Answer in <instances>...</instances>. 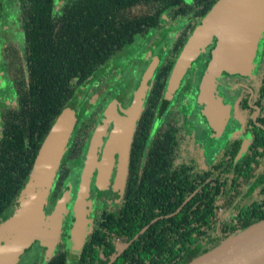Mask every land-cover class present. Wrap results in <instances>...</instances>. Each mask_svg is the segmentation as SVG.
<instances>
[{
  "label": "trees",
  "instance_id": "trees-1",
  "mask_svg": "<svg viewBox=\"0 0 264 264\" xmlns=\"http://www.w3.org/2000/svg\"><path fill=\"white\" fill-rule=\"evenodd\" d=\"M16 1L23 49L20 52L14 39L5 36L0 51L15 94L14 103L6 105L0 116V212L24 179L58 115L65 107L72 106L71 98L74 99L75 90L83 81L135 39H141L153 27L160 28L161 13L173 11L175 17L171 20L182 23L164 54L165 60L157 67L148 103L155 94L156 82L167 76L187 33L215 0H65L56 10L54 0ZM166 60L169 63L166 64ZM97 118L95 112L88 122L90 127ZM83 131L81 122L70 136L57 169L55 188L48 194L52 200L68 175V163H75L84 149ZM157 139L161 142L160 148L154 143L151 154H162L167 148L169 154L176 157L172 167L176 173V191L174 197H168L170 205L166 209L161 207L166 204L163 201L166 194H143L135 207L136 221L130 216L123 225L109 220L111 228L107 235L113 231L115 236L130 238L157 215L177 210L172 215L157 218L139 232L112 264H142V260L149 258L158 262L164 253V240L156 234L167 222L177 225L173 241L176 254L170 257L168 249L167 259H161L160 264H183L264 217V194H259L264 187V160L253 168L250 159L240 166L234 159L230 166L220 170L216 159L213 169L208 161L196 159L179 136L175 145L166 146L163 137L156 136L154 140ZM208 170H211L210 175L205 176ZM241 182L246 185L239 186ZM242 196H245L244 203H234ZM124 206L129 208V205ZM224 206L227 207L225 212L218 216L219 208ZM150 235L154 236L153 244L148 242ZM92 239L89 232L77 260H68L60 244L53 256L40 264H96L93 260L100 258L98 249H104L106 256L114 252L113 242L98 246L91 244ZM39 261L36 258L27 264H39ZM106 261V258L100 260L99 264ZM155 262L150 264H157Z\"/></svg>",
  "mask_w": 264,
  "mask_h": 264
},
{
  "label": "flooded vegetation",
  "instance_id": "flooded-vegetation-1",
  "mask_svg": "<svg viewBox=\"0 0 264 264\" xmlns=\"http://www.w3.org/2000/svg\"><path fill=\"white\" fill-rule=\"evenodd\" d=\"M13 14L9 11L5 21L10 22ZM172 17H175L173 11L161 13L160 20H162V25L160 28H152L157 34L159 31H165L161 37L157 39L153 37L149 41H146L153 31L151 29L144 37L137 39L138 45L143 48V52H147L143 58L144 65L142 67L139 66L138 69H131L128 75L124 77L121 76L119 66H113L112 68V63L109 64L110 61L112 62L114 59L119 58L121 53L136 41L134 40L118 55L109 58L107 63L102 67L103 73H100L91 81L88 79L83 81L76 88L75 97L74 99L71 98L72 106H69L73 119L75 118L71 134L79 123H84V149L75 162L79 168L76 173V186H72L70 182L65 183L54 200L49 195L47 197L44 209L45 215L50 214L55 200L60 196L61 191L64 189L69 190L66 213L61 221L59 236L52 251L47 252L45 247L40 244V240L36 239L31 242L20 256L36 246L38 254L34 255L30 261L39 258V264L41 261V263H44L53 256L60 244H63L62 250H65L68 260H77L80 257L84 240L88 237V233L91 232L93 237L91 241L92 245L99 246L102 243L107 246L111 242L114 243V252L112 254L106 256L104 249H98L100 258L93 261L99 264L100 260L102 261L106 258L105 264H112L119 254L136 238L137 234L145 230L150 223L159 217H167L174 214L177 208L170 214L157 215L149 223L144 224L130 238L122 235L115 236L116 234L113 231L107 235V231L111 228L107 221L110 220L117 225H123L128 216L134 220L138 217L135 207L139 204V198L143 194L150 196L166 194L163 197V201L166 204L161 206L164 209L170 205L168 197H174V192L176 191V173L172 170V167L175 166L176 157L173 154H169L167 148L163 150L162 154H151L154 143H157L158 148H160V140H154L156 136L163 137L166 146L175 145L176 137L179 136V139L188 147L192 155L196 159L208 161L211 168H215L213 162L216 159L218 169L220 170H223L226 166H230V162L234 161V159L237 161V166L242 165L243 162L250 159L252 161L251 167L253 168H256L258 161L264 160V27L257 41L251 68L248 71L241 68L231 71L228 68L220 67L216 63V52L220 35H213L185 69L173 93L167 99H164L168 77L175 59L195 27V24L181 43L178 53L170 64L167 76L156 82L155 94L152 95L151 100L147 103V98L151 96V86L156 77L157 67L162 63V60H165L163 59L164 54L176 38L182 23L174 22L171 20ZM0 19H3L1 13ZM15 19L17 20V25L20 26V15ZM19 30L21 31L20 27ZM5 36L14 39L6 32H2L0 35V51ZM21 36V42L14 39L21 50L20 52L23 49L22 31ZM164 41L166 43L163 44ZM167 63H169V60H166ZM0 65L1 71L4 73L3 75H5V79H7L6 81H8L13 92L11 103L6 101L0 102L1 116V110L6 105L14 103L15 94L12 83L5 71L1 55ZM137 70L138 74L136 73ZM148 75L149 79H147ZM143 79L144 81L146 80L147 88L145 89L140 109L135 112L133 119H131L132 124L127 123L124 127L121 138H119L115 150L113 149L112 151L107 180L100 183L97 181L99 177V165L97 162L102 160L106 143L112 136L113 130L116 129L115 121L119 115H127L126 112L131 106L133 94ZM109 105H111L110 118L100 128L101 134L98 151L89 180L86 233L80 251L77 254H71L65 247V238L71 216V203H73V198H75L76 193L74 192L77 190L80 171L83 168L88 148L93 142L94 132L102 119L104 110ZM95 112L98 113V118L95 119L90 127L88 122L93 118ZM69 140L70 137L67 145ZM124 146L125 148H123ZM124 149V156L121 157L120 151ZM120 160H124V170L122 172L119 170ZM210 172L211 170H208V172H204V175L208 176ZM56 179L55 173L50 191L55 188ZM245 185V182H241L239 186ZM259 194H264V187L261 188ZM244 198L245 196H242L239 200H235L234 203H244ZM48 204H51L49 210L47 208ZM124 205H129V208H126ZM244 206L250 205L245 204ZM226 208V206L220 207L219 210H223V214ZM43 228L44 223L40 229L42 230ZM176 231L177 225L173 222H167L164 228L161 227L156 236L164 240L162 247L164 253L158 259V262L149 258L147 261L145 259L142 260L141 263L150 264L155 262L160 264L161 259H167L166 252L168 249L170 250V257H173L176 254V246L173 242L177 236ZM124 233L126 234V231ZM147 239L151 244L155 242L153 235L148 236ZM120 248H123L122 251L109 262L110 258ZM20 256L18 260H20ZM124 264H129V262H125Z\"/></svg>",
  "mask_w": 264,
  "mask_h": 264
},
{
  "label": "water",
  "instance_id": "water-1",
  "mask_svg": "<svg viewBox=\"0 0 264 264\" xmlns=\"http://www.w3.org/2000/svg\"><path fill=\"white\" fill-rule=\"evenodd\" d=\"M263 27L264 0H216L196 23L180 49L168 77L164 99L173 93L185 69L213 35H220L216 63L231 71L239 68L248 71ZM143 82L144 79L140 81L133 94L131 106L128 108L129 113L127 111V115H119L115 121L116 129L106 143L102 160L97 162L99 165L97 181L100 183L107 180L112 151L115 150L124 127L127 123L132 124L131 119L140 109L145 92ZM110 107L111 105L104 110L94 132L95 136L88 148L70 209L65 247L71 254L80 251L86 233L89 180L98 151L100 128L109 121ZM74 121L71 108L65 107L42 140L21 184L1 210L0 264H15L23 249L36 239L40 240V244L47 252L52 251L66 213L69 190L61 191L50 214L45 215L44 209ZM124 152L125 149L120 151L121 157L124 156ZM119 170L120 172L124 170V160H120ZM43 223L44 228L41 230ZM122 249L117 250L109 262ZM183 264H264V217L226 236L213 247Z\"/></svg>",
  "mask_w": 264,
  "mask_h": 264
},
{
  "label": "rangeland",
  "instance_id": "rangeland-1",
  "mask_svg": "<svg viewBox=\"0 0 264 264\" xmlns=\"http://www.w3.org/2000/svg\"><path fill=\"white\" fill-rule=\"evenodd\" d=\"M64 1L65 0H54V9L55 10L59 9ZM0 2H1L0 13H1L2 18L4 19V20L0 19V35L2 32H6L7 34H9L10 37L14 38L15 40H18V42H21V37H22L21 31L19 30V25H17V23H16L17 20L15 19L18 17L17 1L16 0H0ZM9 11L12 14L14 12L13 18L10 19V22L5 21V19L7 18L8 14H9ZM16 11H17V13H15ZM152 30H153L152 33L147 37L146 41H149L153 37L155 39H157L158 37H161L162 34L165 32V31H159V33L157 34V32L154 29H152ZM135 40L136 41H134V43H132V45H130L128 48H126L121 53L119 58H116L112 62L110 61V63H109V64L112 63V66H111L112 68H113V66H115V67L119 66L120 71H121V76L126 77L128 75V72L131 69H133V68L138 69L139 66L142 67L144 65L143 58L147 52L146 51L143 52L142 46L138 45L139 42L137 39H135ZM0 43H1V39H0ZM164 43H166V42L164 41L163 44ZM97 71L94 72V74L87 79L89 81H91L92 79L96 78L100 73L104 72L103 68H101L98 73H97ZM0 72H1V74H0V102L6 101V102L11 103L13 100V92H12V89H11L8 81H6L7 79H5L6 78L5 75H3L4 73H2V71H1V65H0ZM136 73L138 74V70ZM147 79H149V75H148ZM3 81H4V83H3ZM145 82H146V80H145ZM145 82L142 83L143 89L147 88V83H145ZM68 168H69L70 172L64 181V185H65V183L70 182L72 186H76V183H77L76 173L78 172L79 168H78L77 164H75V163H68ZM81 171H82V169H81ZM81 171H80V175H81ZM56 173H57V171H56ZM78 182H79V179H78ZM77 186H78V184H77ZM74 193H76V192H74ZM47 208L49 210L51 208V204H48ZM222 212H223V210H218L219 215L220 214L222 215ZM37 251H38V248L36 246H34L33 249L25 252L22 256H20V260L16 261L15 264H26L28 261H30L33 258L34 255L38 254Z\"/></svg>",
  "mask_w": 264,
  "mask_h": 264
}]
</instances>
